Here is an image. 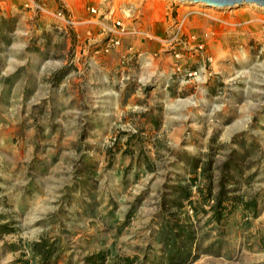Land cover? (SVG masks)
Segmentation results:
<instances>
[{
    "label": "rangeland",
    "instance_id": "obj_1",
    "mask_svg": "<svg viewBox=\"0 0 264 264\" xmlns=\"http://www.w3.org/2000/svg\"><path fill=\"white\" fill-rule=\"evenodd\" d=\"M26 1L0 0V264H264V6Z\"/></svg>",
    "mask_w": 264,
    "mask_h": 264
},
{
    "label": "built area",
    "instance_id": "obj_2",
    "mask_svg": "<svg viewBox=\"0 0 264 264\" xmlns=\"http://www.w3.org/2000/svg\"><path fill=\"white\" fill-rule=\"evenodd\" d=\"M24 6L25 7H36L37 9L39 10H42L44 11L45 9L41 6V5H38L36 4V2L34 0H27L25 3H24ZM91 12L95 13L96 12V8L95 7H90L89 8ZM48 13H51L53 17H56L57 19H61L65 22H72L70 17H66L64 12L61 11V10H57V11H53V12H48ZM264 22V21H263ZM114 28L115 26H118L119 30L117 29H113V32L115 31V33L117 34H122L124 32V27H123V24L121 22V20L119 19V17H116L114 18L113 17V25H112ZM263 28H264V23L262 24ZM110 42H112L113 45H118L119 44V38L117 36H114ZM107 50V48H106Z\"/></svg>",
    "mask_w": 264,
    "mask_h": 264
},
{
    "label": "water",
    "instance_id": "obj_3",
    "mask_svg": "<svg viewBox=\"0 0 264 264\" xmlns=\"http://www.w3.org/2000/svg\"><path fill=\"white\" fill-rule=\"evenodd\" d=\"M189 2H202L209 6H226L235 5L243 2H254L256 4L264 6V0H180Z\"/></svg>",
    "mask_w": 264,
    "mask_h": 264
},
{
    "label": "trees",
    "instance_id": "obj_4",
    "mask_svg": "<svg viewBox=\"0 0 264 264\" xmlns=\"http://www.w3.org/2000/svg\"><path fill=\"white\" fill-rule=\"evenodd\" d=\"M167 244L169 245V244H174L173 242H169V241H167ZM170 246V245H169ZM170 248V247H169ZM169 250H171L172 251V249L170 248ZM170 251V252H171Z\"/></svg>",
    "mask_w": 264,
    "mask_h": 264
},
{
    "label": "bare ground",
    "instance_id": "obj_5",
    "mask_svg": "<svg viewBox=\"0 0 264 264\" xmlns=\"http://www.w3.org/2000/svg\"><path fill=\"white\" fill-rule=\"evenodd\" d=\"M196 3H199V2H196ZM201 3V2H200Z\"/></svg>",
    "mask_w": 264,
    "mask_h": 264
}]
</instances>
